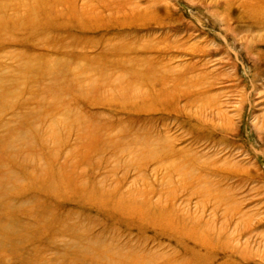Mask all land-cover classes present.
<instances>
[{"label":"rangeland","instance_id":"obj_1","mask_svg":"<svg viewBox=\"0 0 264 264\" xmlns=\"http://www.w3.org/2000/svg\"><path fill=\"white\" fill-rule=\"evenodd\" d=\"M258 1L0 0V264H264Z\"/></svg>","mask_w":264,"mask_h":264},{"label":"bare ground","instance_id":"obj_2","mask_svg":"<svg viewBox=\"0 0 264 264\" xmlns=\"http://www.w3.org/2000/svg\"><path fill=\"white\" fill-rule=\"evenodd\" d=\"M258 3L261 4V6H264V0H259ZM47 8H48V7H47ZM47 8H46V9H47ZM35 9H36V7H35ZM20 18H21V17H20ZM20 27H21V26H20ZM256 27L261 28V29H264V23H262V22H261V23H260V22H257V23H256ZM54 172H55V171H54ZM55 174H56V173H55ZM59 174H60V172H59ZM56 176H57V175H56ZM57 177H58V176H57ZM44 178H45V177H44ZM46 178H47V177H46ZM55 178H56V177H55ZM54 180H55V179H54ZM45 181H46V180H45ZM61 181H62V180H61ZM32 182H33V181H32ZM62 182H63V181H62ZM33 183H34V182H33ZM65 183H66V182H65ZM74 183H75V182H74ZM57 184H58V182H57ZM62 185H63V184H62ZM54 186H55V185H54ZM54 186H53V187H54ZM65 186H66V185H65ZM50 187H51V185H50ZM53 187H51V188H53ZM55 187H56V186H55ZM55 187H54V188H55ZM59 187H60V186H59ZM67 187H68V186H67ZM60 188H61V187H60ZM75 188H76V187H75ZM64 194H65V193H64ZM67 194H68V191H67ZM86 196H87V195H86ZM95 200H96V199H95ZM109 203H110V202H109ZM141 211H142V210H141Z\"/></svg>","mask_w":264,"mask_h":264}]
</instances>
